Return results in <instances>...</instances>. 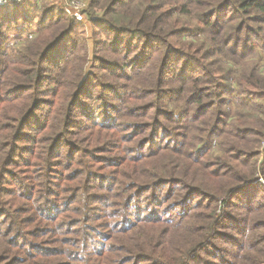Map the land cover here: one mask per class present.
<instances>
[{
    "label": "trees",
    "instance_id": "obj_1",
    "mask_svg": "<svg viewBox=\"0 0 264 264\" xmlns=\"http://www.w3.org/2000/svg\"><path fill=\"white\" fill-rule=\"evenodd\" d=\"M15 7L0 9V264H264V76L243 65L264 0H90L88 73L60 52L79 22L46 6L35 39L50 38L23 53L10 27L37 10Z\"/></svg>",
    "mask_w": 264,
    "mask_h": 264
},
{
    "label": "rangeland",
    "instance_id": "obj_2",
    "mask_svg": "<svg viewBox=\"0 0 264 264\" xmlns=\"http://www.w3.org/2000/svg\"><path fill=\"white\" fill-rule=\"evenodd\" d=\"M89 2H90V0H25V1H23L22 4H19L20 7H15V9H17V12L27 11L28 9H30V10L34 9L33 11H35V8H36L37 13L34 14V12H33L31 15H29V16L27 15V17H28L27 22L23 21L22 19L15 20L16 23H14V25L10 27L11 29H10L9 32H13L15 30L14 28H16L18 30V35L21 34L22 38L19 39V44H17V45L16 44H12V45H14L16 47L18 46V49L23 51V53H27L24 47L26 45H28V43H30L31 41H34V39L37 37V35L39 33L38 32L39 29H41L40 27H43V26H39L38 23H39V20H40L39 19L40 18V12L46 6H48V5L56 6V7H58L60 9V11L62 13L64 11V13L67 16H69V15L66 13V7L69 10L71 8H76L80 12V16L82 17V19L84 21L79 22L76 18L69 16L71 18H74L76 22H79L81 27H80V29L76 28L74 30L73 34H72V38H70V40L72 39V41L74 42L73 45H72L74 47L72 48L71 45L68 44L66 46H63V48L60 50V52H65V53L68 52L69 53V55H67V60H65L63 62V65L70 64L74 60L75 56L78 57L79 55H81V57H84L85 59H84L83 69L85 70L86 73H88V71H90V69H91L90 67H91V65L93 63L92 62V57H93L94 36L92 34L91 25H90L89 21H87V19H85V17L83 16V12L85 10L86 11L88 10ZM15 9H13L12 11H14ZM54 15L57 16L58 13H56ZM48 17H49V13H48ZM20 18H22V17H20ZM44 25H47V24H44ZM99 30H100V32H102L101 27H99ZM10 37H11L9 39L10 43H13V41L15 39H13L12 36H10ZM107 37H108L107 35H104L105 39H108ZM49 38H50V35H44V36H41L40 38H38L37 40L35 39V42H36V44H40V46H41ZM199 39H201V38H199ZM109 40H111V39H109ZM200 41H203V40H200ZM83 44H84V47H85L84 50H83ZM256 55H257L256 58H254L252 60L248 59V62L246 64H243V65L245 67H249V68L253 67V68H255L256 74L259 76V77L258 76L256 77L255 81L259 82L258 79H260L261 77L264 76V47H259L256 50ZM219 57L220 56L212 55L206 61L208 62L210 59H216V58H219ZM250 60H251V62H250ZM219 64L223 68H225V66H228L229 68L231 67L233 69V73H231V76L234 77L237 80V82L238 81L241 82L242 79H244V81L241 84L244 85L247 88H250L248 86V81H247V77H248L249 71L248 72H243L242 71V73H244V75H240L239 74L240 72L238 71L240 69L239 66L236 67V66H234L232 64L230 65L228 63V61H226L223 58L219 61ZM48 97H49V95H46V96H44L42 98L46 99ZM27 102H28V100H26V103ZM26 103H24V104H26ZM15 110H16L15 108L9 109L8 112L10 114H13V112H15ZM50 110L51 109L46 110V111H41L42 115L44 117H46L47 112H49ZM80 118H81V116H80ZM249 125H250V122L247 123L246 126H249ZM257 125L251 123V127L252 128H260ZM85 135H86V132H82L80 135L74 136V137H77V138L79 137L80 138V143L82 145V144H86L88 142V139L85 138ZM263 146H264V144H260L256 150L258 152H262ZM215 148H216V146H215ZM214 151H215L214 153H218V149L217 148L214 149ZM187 165H189V164H187ZM186 175H188V176L198 175V177L204 178V177L200 176V174H198V173L194 174L192 168L190 170L186 171ZM261 184L262 185L264 184V181L262 179H261ZM5 198L6 197H4L3 199L5 200ZM91 206L94 207L93 204H91ZM31 215H34L36 217L35 212H33V214H31ZM85 216H86V219H88V220L90 219V222H91L92 225H95L98 222L97 218L89 217L87 214H85ZM36 219L37 220H41L39 217H36ZM55 237L59 239L61 236L56 235ZM50 239H53V236H51ZM53 246L54 247H61L62 244L54 243ZM66 246L68 247L69 244L67 243ZM53 259L54 260H65V258H63L62 256H58V257H55Z\"/></svg>",
    "mask_w": 264,
    "mask_h": 264
},
{
    "label": "built area",
    "instance_id": "obj_3",
    "mask_svg": "<svg viewBox=\"0 0 264 264\" xmlns=\"http://www.w3.org/2000/svg\"><path fill=\"white\" fill-rule=\"evenodd\" d=\"M25 0H0V8L5 7L10 4H20ZM66 13L71 16L76 18L79 22L84 21L82 17L80 16V12L76 8H71L70 10L67 9L66 7Z\"/></svg>",
    "mask_w": 264,
    "mask_h": 264
}]
</instances>
